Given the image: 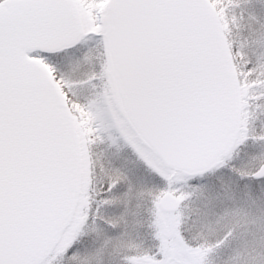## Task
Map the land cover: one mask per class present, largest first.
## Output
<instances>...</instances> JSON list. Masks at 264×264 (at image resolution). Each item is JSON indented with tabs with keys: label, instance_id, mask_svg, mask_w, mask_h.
I'll use <instances>...</instances> for the list:
<instances>
[{
	"label": "snow or ice",
	"instance_id": "1",
	"mask_svg": "<svg viewBox=\"0 0 264 264\" xmlns=\"http://www.w3.org/2000/svg\"><path fill=\"white\" fill-rule=\"evenodd\" d=\"M0 264H264V0H0Z\"/></svg>",
	"mask_w": 264,
	"mask_h": 264
}]
</instances>
